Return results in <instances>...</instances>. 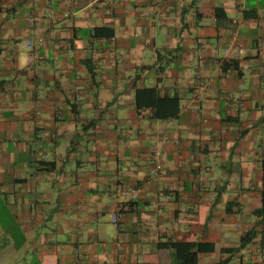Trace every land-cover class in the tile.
Returning <instances> with one entry per match:
<instances>
[{
	"label": "crops",
	"instance_id": "0c3cea01",
	"mask_svg": "<svg viewBox=\"0 0 264 264\" xmlns=\"http://www.w3.org/2000/svg\"><path fill=\"white\" fill-rule=\"evenodd\" d=\"M141 88L178 113L138 107ZM263 195L264 0H0L11 264H177L169 242L264 264Z\"/></svg>",
	"mask_w": 264,
	"mask_h": 264
},
{
	"label": "trees",
	"instance_id": "16d2710c",
	"mask_svg": "<svg viewBox=\"0 0 264 264\" xmlns=\"http://www.w3.org/2000/svg\"><path fill=\"white\" fill-rule=\"evenodd\" d=\"M135 100L138 107H150L154 117L157 119L174 117L179 111V104L176 97H160L153 88L137 89L135 92ZM253 214L258 219L264 218V195L261 198V205L253 210ZM253 235V230L246 232L241 236L239 246L234 247V249H239ZM164 245L173 249L177 264H198L196 252L201 249L199 244L169 242Z\"/></svg>",
	"mask_w": 264,
	"mask_h": 264
},
{
	"label": "built area",
	"instance_id": "2783aa9c",
	"mask_svg": "<svg viewBox=\"0 0 264 264\" xmlns=\"http://www.w3.org/2000/svg\"><path fill=\"white\" fill-rule=\"evenodd\" d=\"M44 44V40L42 38L38 39H28L24 46L28 47L31 51L27 56V61H32L33 59L38 58V54L34 51L35 46H41ZM238 52H242L241 47H235ZM163 172V165L161 160L156 157L152 165L148 168V176L150 178L156 177L159 174ZM139 189L137 188H121L119 189V193L122 197L130 196V197H136L138 195ZM112 221L114 225L116 226L117 218L115 215H112Z\"/></svg>",
	"mask_w": 264,
	"mask_h": 264
},
{
	"label": "rangeland",
	"instance_id": "374dc122",
	"mask_svg": "<svg viewBox=\"0 0 264 264\" xmlns=\"http://www.w3.org/2000/svg\"><path fill=\"white\" fill-rule=\"evenodd\" d=\"M9 218L7 213L4 211L2 207H0V264H11L13 261L12 253L7 245V239L4 236V232L6 231V226L8 224ZM31 258V255L27 256ZM24 262V261H23ZM18 264H24L20 260Z\"/></svg>",
	"mask_w": 264,
	"mask_h": 264
}]
</instances>
